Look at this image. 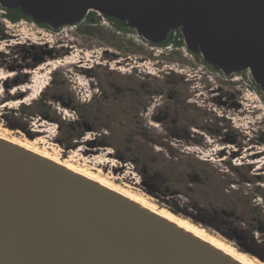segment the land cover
<instances>
[{"label": "rangeland", "instance_id": "1", "mask_svg": "<svg viewBox=\"0 0 264 264\" xmlns=\"http://www.w3.org/2000/svg\"><path fill=\"white\" fill-rule=\"evenodd\" d=\"M14 8L0 3V133L145 196L264 264V91L249 66L215 67L189 48L181 27L166 45H142L126 20L93 8L57 27L29 15L12 22L5 13ZM140 79L154 88L149 114L176 99L168 94L183 95L196 131L168 133L149 118V132L127 133L135 119L115 114L129 92L116 86ZM60 92L86 99L61 103L53 99ZM231 130L232 141L223 140Z\"/></svg>", "mask_w": 264, "mask_h": 264}, {"label": "water", "instance_id": "2", "mask_svg": "<svg viewBox=\"0 0 264 264\" xmlns=\"http://www.w3.org/2000/svg\"><path fill=\"white\" fill-rule=\"evenodd\" d=\"M39 23L89 7L153 41L181 27L224 70L249 66L264 91V0H0ZM0 264H240L122 195L0 138Z\"/></svg>", "mask_w": 264, "mask_h": 264}, {"label": "flooded vegetation", "instance_id": "3", "mask_svg": "<svg viewBox=\"0 0 264 264\" xmlns=\"http://www.w3.org/2000/svg\"><path fill=\"white\" fill-rule=\"evenodd\" d=\"M89 10V9H88ZM95 11H98L95 9ZM88 11L86 13L85 16L88 15ZM85 16L83 18H85ZM82 18V19H83ZM81 19V20H82ZM118 19V18H116ZM113 26L119 27L117 20H112L111 21ZM53 27V26H52ZM172 33H169V36H171ZM131 41L136 43V39L140 41V43L142 45H148L149 42L152 44H161V45H166L164 42L165 40L168 42V39H166V37L161 40V41H153L147 37H145L143 34L139 33L138 31L136 32H132L131 33ZM175 40L177 39H173V43L175 42ZM178 41V40H177ZM176 46L178 44L174 43ZM140 58H142V56H140ZM125 59H130L129 57L126 56ZM123 60L117 59L116 62L120 63L122 65H120L119 67H124V65H131L135 66L134 64L131 63L130 60H125L124 62H121ZM106 63H109V60L107 59L106 62L103 65H106ZM110 65V63H109ZM215 66V65H214ZM217 67V66H215ZM113 67L110 66V69H112ZM219 68V67H218ZM87 71H91L90 66H87ZM143 70L145 68H142ZM217 70L216 68H212L210 67V70ZM147 71H149L147 69ZM203 74L206 75V77H208L211 81H214L212 79V76L206 72H204ZM202 77V75L200 76ZM214 87L211 86L209 87V90L213 89ZM116 91L117 92H129V94L125 95V101L122 102L119 106H118V110L115 114L116 117L118 118H132L135 119L134 125L135 126H130L127 127L128 131L127 133H147L149 132V130L147 129V126H143V125H147V123L150 122L149 118H153L155 120H161L163 121L164 124V131L168 132V133H177V134H188L190 129H194L191 128L192 125L196 124V121L192 118L186 117L185 113L187 112L186 110H188L191 106L190 102H186V99H183V95H172V94H168L169 98H179L177 101L176 99H167L165 101H160L158 102L156 105V113L153 111L149 114L148 109L150 107H154V88L153 86L146 80L140 79L137 80L135 82V84L132 86V84H128L126 86H124V88L120 87V86H116ZM200 91V90H199ZM214 91V90H213ZM201 92V91H200ZM196 93V91H195ZM202 93V92H201ZM218 91H214L213 94H217L218 95ZM212 94V95H213ZM216 95V96H217ZM133 97L136 98L135 100H133ZM214 97V96H213ZM53 99H56L57 101L61 102V103H72L75 102L77 100H85L86 97H82L81 95H73L70 92H60L59 94H55L53 96ZM91 99V98H89ZM226 117H230L227 116V114H221V118H219L220 120H225V116ZM206 120V119H205ZM197 125V124H196ZM86 127V126H85ZM205 129H207L210 133L211 132H217V128L216 126L214 127H204ZM174 129H178L177 131ZM89 130V129H88ZM196 131V130H193ZM232 130L229 131V134L223 138V140H231L232 141ZM199 138H196V142H199V139H201V136H198ZM202 140V139H201ZM203 141V140H202ZM201 141V142H202ZM205 141V140H204ZM204 144L206 145H211L212 143L209 142H205ZM224 148V146L221 147V149ZM220 149V148H218Z\"/></svg>", "mask_w": 264, "mask_h": 264}, {"label": "bare ground", "instance_id": "4", "mask_svg": "<svg viewBox=\"0 0 264 264\" xmlns=\"http://www.w3.org/2000/svg\"><path fill=\"white\" fill-rule=\"evenodd\" d=\"M90 8L91 7H89V10H90ZM175 28H176V26L172 25L170 27V30H173ZM43 86H45V85L41 84V86H39L38 89L40 90ZM34 96H35V94L32 96V98ZM0 138L6 140L8 142H11L13 144L19 145L20 147H23V148H25V149L33 152V153H36V154H38V155H40L46 159H49V160L65 167V168L75 172V173H78V174H80V175H82V176H84L90 180H93V181L101 184L104 187L111 189L112 191L122 195L126 199H129V200L139 204L143 208L147 209L149 212L165 219L166 221H168L170 223H173L174 225L183 229L184 231L191 233L193 236L197 237L201 241H204V242L212 245L214 248L218 249L219 251H221L224 254L228 255L229 257L233 258L235 261L239 262L240 264H261L255 258L253 259V258L247 256L245 253L238 251L237 249H235L234 247H232L228 243L224 242L219 237L214 236V235L206 232L204 229H202L198 225L188 221L185 218H182V217L172 213L171 211H169L163 207H158L154 202L150 201L149 198L147 199V197H145V196H142V195H139L137 193H133L129 190H126L124 188L118 187L113 182L108 180L106 177L100 176L96 173H91V172L85 170L84 168L76 166L75 164L71 163L68 160H61L56 156H52L46 151L38 150L35 147H33V145L31 146V145H29V143L27 144L24 141H21V140L15 139V138H9L8 136L3 135L1 133H0Z\"/></svg>", "mask_w": 264, "mask_h": 264}, {"label": "trees", "instance_id": "5", "mask_svg": "<svg viewBox=\"0 0 264 264\" xmlns=\"http://www.w3.org/2000/svg\"><path fill=\"white\" fill-rule=\"evenodd\" d=\"M5 17H7L12 22H16L17 20L22 19V18H27V16L22 13V11L20 10V8L9 9V11H7L5 13ZM162 43H167V41L165 40ZM174 43L179 44V43H181V41L180 40H178V41L175 40ZM23 106H26L28 108V107H30V104L23 105ZM39 114L45 115V104H43L40 107ZM77 122H78V120H77ZM86 125H87V122L86 121H82V127H83V129L81 131H84V127ZM92 142L94 143L95 141H92ZM99 143H101V142H99Z\"/></svg>", "mask_w": 264, "mask_h": 264}]
</instances>
